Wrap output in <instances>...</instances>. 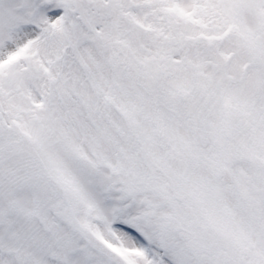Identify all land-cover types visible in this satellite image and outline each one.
Listing matches in <instances>:
<instances>
[{
	"label": "rangeland",
	"instance_id": "374dc122",
	"mask_svg": "<svg viewBox=\"0 0 264 264\" xmlns=\"http://www.w3.org/2000/svg\"><path fill=\"white\" fill-rule=\"evenodd\" d=\"M73 2L0 0V264H113L72 230L49 175L128 264H183L146 232L206 199L208 215L252 216L224 250L264 264V0H89L92 33ZM8 56L21 60L2 69ZM182 214L170 227L185 237Z\"/></svg>",
	"mask_w": 264,
	"mask_h": 264
},
{
	"label": "flooded vegetation",
	"instance_id": "af4514ba",
	"mask_svg": "<svg viewBox=\"0 0 264 264\" xmlns=\"http://www.w3.org/2000/svg\"><path fill=\"white\" fill-rule=\"evenodd\" d=\"M196 221H192V224L188 227V231H186L185 236L191 235V233H195L193 229L196 226ZM194 242L197 244L196 240L194 239ZM205 242L208 244L206 247L207 251L203 254V260L205 261L203 264H244L242 257L237 262V259L233 258L229 253L225 252L224 250V244L216 243L209 238L206 237ZM197 246H199L197 244ZM193 253L192 251H190ZM195 260L198 262V258L196 256ZM194 264V263H192ZM199 264V262H198Z\"/></svg>",
	"mask_w": 264,
	"mask_h": 264
},
{
	"label": "water",
	"instance_id": "95a60500",
	"mask_svg": "<svg viewBox=\"0 0 264 264\" xmlns=\"http://www.w3.org/2000/svg\"><path fill=\"white\" fill-rule=\"evenodd\" d=\"M83 6H87L86 3H80V2H76V11L80 14V19L84 22V24H86L89 28V25L86 21V17H85V13H84V10H83ZM220 175H224L226 177V181H229L228 180V174L226 173L225 170H222L221 171V174ZM49 182L51 183V185L53 187H55L57 189V191L62 195V197L64 198V200L66 202H68V199H67V196L65 194V192L63 191V189L60 187V185L51 177H49ZM71 216H72V219H73V224H74V227L75 229L80 233V234H84L87 236V233H88V230L87 228L85 227H82L78 224L73 212L71 211ZM93 238V242L95 244V246L97 248L100 249V251L102 252H105L102 248L103 246L98 242V240L94 237ZM107 255L111 258V260H113L114 262H116L117 264H124V262L120 259V257L118 255H116L114 252L108 250L107 252Z\"/></svg>",
	"mask_w": 264,
	"mask_h": 264
},
{
	"label": "bare ground",
	"instance_id": "6f19581e",
	"mask_svg": "<svg viewBox=\"0 0 264 264\" xmlns=\"http://www.w3.org/2000/svg\"><path fill=\"white\" fill-rule=\"evenodd\" d=\"M10 52V51H9Z\"/></svg>",
	"mask_w": 264,
	"mask_h": 264
}]
</instances>
